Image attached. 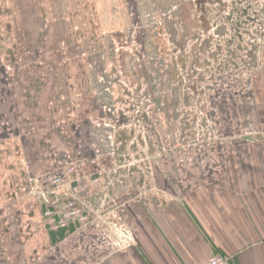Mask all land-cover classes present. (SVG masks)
I'll return each mask as SVG.
<instances>
[{
	"label": "crops",
	"instance_id": "obj_1",
	"mask_svg": "<svg viewBox=\"0 0 264 264\" xmlns=\"http://www.w3.org/2000/svg\"><path fill=\"white\" fill-rule=\"evenodd\" d=\"M145 1L0 0V264H203L216 252L234 264H264V4L247 102L230 98L219 126L228 139L190 161L164 158L149 191L120 188L119 210L135 243L106 254L78 231L59 237L41 227L30 175L47 183L74 154L87 195L90 176L112 165L109 157L90 160L93 145L105 147L104 129L91 122L100 106L96 73L106 62V39L127 30ZM91 40L95 50L70 54L72 43ZM59 67L68 110L60 108Z\"/></svg>",
	"mask_w": 264,
	"mask_h": 264
},
{
	"label": "rangeland",
	"instance_id": "obj_2",
	"mask_svg": "<svg viewBox=\"0 0 264 264\" xmlns=\"http://www.w3.org/2000/svg\"><path fill=\"white\" fill-rule=\"evenodd\" d=\"M167 1H145L139 4L137 14L130 12L128 29L115 39H106V62L96 73L100 106L91 122L104 129L105 147L93 145L90 160L97 149L104 152L108 146L109 128L103 123L121 129L118 137L123 140L126 157L121 156L120 165L124 177L130 173L132 178L118 186L119 197L122 187L123 192L133 194L152 189L164 158L190 161L195 155L210 154L213 144L228 139L226 132H219L221 122L226 123L228 101L233 98L231 101L241 106L246 104L244 76L251 70L254 73L260 60L263 45L256 31L264 22L258 16L262 6L258 0H184L186 34L178 19L180 12L172 18L166 16ZM180 39L184 48H180ZM93 42L72 43L70 54L86 55L95 50ZM80 46L83 49H78ZM62 69L59 67V102L62 110H68L69 92L61 80ZM78 159L73 154L67 161L80 169ZM34 178L39 177H28V188ZM117 204L122 207L120 199ZM35 231L28 226L29 233ZM90 231L85 238L95 239ZM62 258L68 261L66 253Z\"/></svg>",
	"mask_w": 264,
	"mask_h": 264
},
{
	"label": "built area",
	"instance_id": "obj_3",
	"mask_svg": "<svg viewBox=\"0 0 264 264\" xmlns=\"http://www.w3.org/2000/svg\"><path fill=\"white\" fill-rule=\"evenodd\" d=\"M261 5L264 0H258ZM253 70L244 76L242 89L244 96L251 89ZM240 82L238 86H240ZM109 128L107 135L108 148L102 152L96 150L92 159L98 163L101 159L108 157L112 161L109 168L98 170L88 179L89 186L94 187L87 195L82 193L80 187V173L78 166L72 162L68 163L64 171L53 175L47 183L40 178H34L28 188L30 195L36 197L41 204L42 220L49 232L67 234L78 231L81 239H85L86 231L92 230L95 241L99 248L111 254L116 251L128 249L135 243V234L130 222L120 212L118 186L125 182L126 178H132L130 173L123 175L121 167V156L126 149L119 130L108 122L103 123ZM98 126H101L98 123ZM122 147V149H121ZM128 170V172H130ZM153 180V179H152ZM152 183V181H151ZM155 185L154 183L152 186ZM112 192H111V191ZM121 204V203H120ZM203 264H234L230 255L216 252Z\"/></svg>",
	"mask_w": 264,
	"mask_h": 264
},
{
	"label": "flooded vegetation",
	"instance_id": "obj_4",
	"mask_svg": "<svg viewBox=\"0 0 264 264\" xmlns=\"http://www.w3.org/2000/svg\"><path fill=\"white\" fill-rule=\"evenodd\" d=\"M176 1H177V5L176 6L174 5L175 0H168L167 1V3L165 4V10H167L166 16H169V17L172 18L173 15H175L178 12H180V17L178 19L180 21L182 32L185 33L186 32L185 20H186L187 17L185 15L184 11L186 10V2L185 1H187V0H185V1L184 0H176ZM175 8H177L176 9L177 11H173ZM221 30H224V28L221 29ZM221 30H220V32H222ZM181 43L182 42H181V39H180V48H184V44L182 43V45H181Z\"/></svg>",
	"mask_w": 264,
	"mask_h": 264
}]
</instances>
